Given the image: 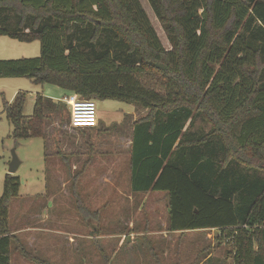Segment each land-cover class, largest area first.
<instances>
[{"label":"trees","instance_id":"1","mask_svg":"<svg viewBox=\"0 0 264 264\" xmlns=\"http://www.w3.org/2000/svg\"><path fill=\"white\" fill-rule=\"evenodd\" d=\"M148 2L170 49L140 0H0V36L41 42L40 56L0 59V78L148 109L133 123L132 190L165 193L169 230L216 229L232 264H264V0ZM25 96L4 97V111L16 139L43 138L47 162V122L67 104L37 93L26 116ZM197 117L211 129L193 130ZM20 184L6 174L0 264L19 239L8 217ZM20 245L25 258L53 264Z\"/></svg>","mask_w":264,"mask_h":264},{"label":"rangeland","instance_id":"2","mask_svg":"<svg viewBox=\"0 0 264 264\" xmlns=\"http://www.w3.org/2000/svg\"><path fill=\"white\" fill-rule=\"evenodd\" d=\"M140 1L163 45L170 49V42L148 0ZM40 55L39 40L22 42L8 36L0 39V59ZM19 91H24L26 95L23 107L26 116L33 114L37 93L58 100L71 94L60 86L36 84L25 77L0 79V199L4 194L5 177L9 173L13 149L21 160L19 169L14 173L20 177L21 184L18 195L11 203L8 217L11 232L20 228L18 242L13 246L11 264H39L25 258L17 248V243L53 264H67L64 258L71 253L73 263L70 264H107L109 260L111 264H154L145 262L148 257L143 251L131 248L136 242L142 245L143 241L136 238V242L127 244L123 236L116 235L131 223L137 230H143L148 218L152 219L150 226L155 231V239L166 234L169 207L165 193H136L130 181L133 123L144 117L148 109L118 99L95 98L99 126L80 130L70 127V106H62L47 122L51 157L46 162L43 138L16 139L13 136L14 126L4 111L3 98L13 103ZM199 128L208 131L211 124L197 117L192 129ZM64 155L69 161L64 159ZM87 161L89 163L84 168ZM76 174L79 175L75 177ZM261 175L264 176V173L261 172ZM96 215L102 219L96 227L103 229L101 234L104 238L97 241L76 240L68 246L67 234L63 231L70 226L89 233L98 223L93 218ZM82 219L86 223H82ZM117 223H120L119 227H116ZM114 228L119 230L115 236L110 232ZM209 233L212 238L207 232H193L185 236L184 257L194 256L208 241L217 242L214 239L216 231ZM178 235L168 233L166 239L174 245ZM215 247L228 252L232 244L225 239Z\"/></svg>","mask_w":264,"mask_h":264},{"label":"crops","instance_id":"3","mask_svg":"<svg viewBox=\"0 0 264 264\" xmlns=\"http://www.w3.org/2000/svg\"><path fill=\"white\" fill-rule=\"evenodd\" d=\"M1 37L2 36H0V39H1ZM1 57L2 56H0V58ZM8 79H10V78H8ZM53 99L58 100V99H55L54 97H53ZM131 146H132V142H131ZM131 146H130V148H131ZM130 178H131V176H130ZM154 193H158V192H154ZM93 218H95V220H97L98 223L96 222V225H94L95 228H93L89 233H83L82 231H77L75 228H70V226H68L63 231L67 234L66 240H67L68 246H71V244H73V242H76V240L77 241H83V240L90 241V239H93L94 241H97V240H102L104 238V235L101 234V233H103L102 232L103 229H101L99 226L96 227L100 222H102V219L99 217V215H96ZM89 220H91V219L89 218ZM150 220L152 221L151 218H148L145 221L146 222L145 224L147 226H145L144 229L141 231L137 230L134 227V223H131L126 228V231H119V230H116L114 228V230H111L110 232H113V236H115L114 234L117 233V231H119L120 234H116V235L123 236V239L128 241L127 244H133L135 241L134 239L138 238V236H144L145 237L144 238V248L139 247L140 245L137 244L136 241H135L136 245H132L131 248H133L134 250L143 249L142 253L148 257L147 259H145V262L154 263V264H206L209 260H211L213 262H216L215 264H219V262H221L223 264H232L233 258L231 256H228L226 254L225 250L222 251L220 249H216L215 246L217 243H219L218 241L214 242V243H211L208 241V242H206V244L203 247H200L195 252L194 256L190 257V255H188L187 257H184L185 255H184V249H183V247H184L183 239L185 236H188L189 234H192L193 232H199L202 234L207 232L208 233L207 235L209 236V238H212V237H210L211 235L209 232H212V231L215 232L216 231V233L214 234V239L217 240V237H216L217 236V230L216 229H212V230H191V231H187V232L171 231L168 229V222H167V224L165 225L166 234L163 237L155 239L154 238V234H155L154 232L155 231H153L154 229H152L150 226L151 225ZM82 223H86V222L82 219ZM19 229H17L15 232L13 231V233H15L17 235L19 233V231H18ZM80 230H82V229H80ZM104 231H105V229H104ZM168 233L170 235L179 234L177 243H174V245H172V243H170L169 240L166 239L168 237V236H166ZM86 246H88V245H86ZM172 246H174V247H172ZM79 247H80V245H79ZM71 248H73V247H71ZM39 250H41L40 247H39ZM72 257H73L72 253L69 254L68 257L64 258V263H66V262H67V264L73 263L72 259H71ZM70 259H71V261H70ZM85 260H86V258H85ZM213 262H212V264H213ZM134 264H137V263H134Z\"/></svg>","mask_w":264,"mask_h":264},{"label":"built area","instance_id":"4","mask_svg":"<svg viewBox=\"0 0 264 264\" xmlns=\"http://www.w3.org/2000/svg\"><path fill=\"white\" fill-rule=\"evenodd\" d=\"M63 101L70 106L71 128L91 129L99 125L95 98H86L77 93H71Z\"/></svg>","mask_w":264,"mask_h":264},{"label":"water","instance_id":"5","mask_svg":"<svg viewBox=\"0 0 264 264\" xmlns=\"http://www.w3.org/2000/svg\"><path fill=\"white\" fill-rule=\"evenodd\" d=\"M21 165V160L19 156L17 155L15 149L12 150V159L9 163V173L14 174L17 172Z\"/></svg>","mask_w":264,"mask_h":264}]
</instances>
